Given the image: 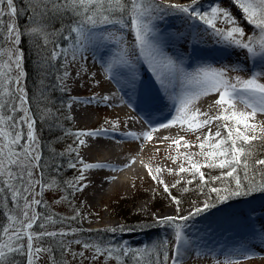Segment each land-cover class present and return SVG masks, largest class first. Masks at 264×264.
Returning <instances> with one entry per match:
<instances>
[{
  "label": "snow or ice",
  "instance_id": "snow-or-ice-1",
  "mask_svg": "<svg viewBox=\"0 0 264 264\" xmlns=\"http://www.w3.org/2000/svg\"><path fill=\"white\" fill-rule=\"evenodd\" d=\"M233 9L252 26L251 34L240 26ZM175 13L202 22L211 30L210 35L217 38V43L244 52L253 67H242L241 63L229 67L204 64L187 71L182 61L165 52L156 24ZM126 30L132 35L130 46ZM29 41L40 77L38 95H30L27 87ZM89 53L93 60L99 55L104 76L99 72L89 73L80 63H86ZM134 58L146 61L161 88L179 102L176 115L159 128L179 124L187 125L193 133L208 129L203 140L196 137L200 141L198 145L184 141L183 137L172 141L185 149L199 148V153L193 155L203 157L204 163L184 154L182 159L188 166L181 163L176 175H190L188 184L198 177L200 185L208 189V199L187 215L154 218L153 224L157 226H172L173 235L138 249L126 241L113 244L77 238L82 230L71 228L69 222L77 221L81 214L73 209V215L59 216L50 210L45 199L46 192H51L53 203L71 205L75 195L89 187L86 172L106 167L120 170L108 164L85 162L79 150L93 146L82 137L94 143L111 139L110 133L121 122L105 120L103 123L108 128L101 125L95 130L70 132L64 128L61 122L64 114L52 104L50 93L70 92L84 76L94 80L96 86L104 79L120 83L117 78L123 77L124 84L134 88L137 81ZM58 63L64 71L57 69L54 74L52 70ZM70 67L77 70L69 71ZM49 77L51 83L47 82ZM177 82L182 85L178 97L168 91L174 92ZM210 95L217 97L214 107L218 112L211 117L194 108L197 100ZM113 98L114 94L102 93L99 99L95 93L85 100L72 97V103L66 107L71 109L75 104L107 107ZM257 114L264 115V0H221L207 11L199 6L198 0L186 4H165L161 0H0V264H70L67 259L58 260V254L70 256L78 264L85 260L90 264H108L113 259L117 264H129V261L184 264L185 254L191 251V241L185 233L188 220L216 207L217 203L264 195V126L253 122ZM217 121L220 123L213 132L211 126ZM38 125L46 126L51 136L49 141L45 142L39 135ZM159 128L150 125L139 135L135 132L124 135L141 143L152 142V133ZM221 129L226 135H222ZM68 136L74 138L73 144L58 151L55 145ZM135 162L133 158L125 167ZM65 167L78 170V175L63 179L61 173ZM202 168L219 170V174H206ZM167 171L172 174L171 169ZM147 172L179 205L180 200L171 194V189L185 182L183 178L170 188L157 175L160 168L153 171L148 167ZM217 182L220 186H215ZM246 219L253 237L264 245V226L257 230L252 218L246 216ZM132 230L118 227L103 231L115 234ZM72 245H79L80 250L73 251ZM241 252L245 258L254 255L248 248ZM222 264H237V261L229 258Z\"/></svg>",
  "mask_w": 264,
  "mask_h": 264
},
{
  "label": "rangeland",
  "instance_id": "rangeland-1",
  "mask_svg": "<svg viewBox=\"0 0 264 264\" xmlns=\"http://www.w3.org/2000/svg\"><path fill=\"white\" fill-rule=\"evenodd\" d=\"M162 3L165 4H186L189 3L190 0H161ZM221 0H198L199 6L207 11L211 7L219 4ZM236 14L237 21L240 26L245 28L247 34H251L253 31L252 26L248 25L247 22L243 19L240 15L239 11L233 9ZM156 24L159 28V35H165L164 32H161L164 28H168L170 33V37L162 38L165 44H162L165 52L171 55L173 58L177 59V52L173 50L172 46H186L188 49L191 47V43L195 42L197 38H204L208 42V46L210 50L206 51L207 54H212L215 58L222 57L225 54L222 48L225 46L222 43H217V38L210 35V29H208L202 22L197 20L186 19L182 14L175 13L165 16L163 20L156 21ZM218 26H223L219 22H217ZM126 39L129 42V46L132 42V35L129 34L126 30L125 32ZM64 43V42H62ZM187 44V45H186ZM166 45V47H165ZM230 49V48H229ZM238 50V49H237ZM239 51V55L242 56V59H245L248 62H252L251 60L246 58L244 52ZM91 53L88 54V60L85 62H80L82 65L86 66L89 73L95 67V62L92 61ZM225 60H222V62ZM210 64L215 67H229L233 64L227 63V61L223 63H215L211 62H200L199 64L190 65L188 62L185 61L183 64L185 69L189 72L194 71L198 66ZM249 65V63H247ZM196 65V66H195ZM133 66L134 70L142 76L144 79V85H148L149 78L151 77V67L150 65L144 61L142 58L140 59H133ZM194 66V67H192ZM56 71L59 69V72H63L64 69L60 68L59 63L57 64ZM69 71H75L76 68L70 67ZM79 70L83 71L82 68ZM100 76H104L103 70L98 71ZM142 72V73H141ZM98 78V77H97ZM99 79V78H98ZM120 83L114 80H102L100 86H96L95 81L90 79L88 76H84L83 78L77 80L75 84L72 86L70 92H66L69 95V98H64L62 96V101L60 103V107L65 106L72 103V97H76L80 100H85L90 98L91 95L94 93L96 95L101 94V92H111L114 94L115 98L121 101L120 104L112 106H104L103 104L97 106L95 104L91 105H81V118H78L81 123L79 124L77 119L75 120L73 117V108H67L69 115L73 124L76 127H79L80 130L88 131V130H95L99 128L101 125L103 127L108 128L109 125L104 124L105 120H116L118 119L121 124L120 127L116 131H121L122 133L130 132L128 124L125 123L126 121L122 119V116L125 115L126 111H129L130 105L125 101V96L120 91L119 86L127 90H136L141 88L142 84L136 82V86L134 88L129 87L128 85L124 84V78H120ZM155 89V88H154ZM153 89V90H154ZM155 90H162L161 86L158 85ZM154 90V93H155ZM175 93V94H174ZM182 93V85L177 82L175 84V90L173 94L175 96H180ZM67 95V96H68ZM216 95L210 96H203L199 100L194 103V108H197L198 105L203 106L205 110L209 109L208 116L211 117L213 115L218 114L217 109L214 107V101L216 99ZM99 99V98H97ZM118 108V111H114L113 108ZM179 107V102L176 100V106L174 109V113L169 121H162V123H168L172 120V118L176 115V108ZM202 112V109H200ZM254 123L258 125L264 126V115L257 114L255 117ZM220 122H215L211 127L212 131H216V125ZM177 126L169 127V129L175 130L178 132V139L180 137L184 138V141L192 145H198L200 143L199 140L196 139L197 136H200L201 140H203L204 133H207L208 129L204 128L198 132H191L186 127V131L181 132L180 130L177 131ZM167 129V128H166ZM222 135H226L223 129H221ZM111 139L104 138L101 141L110 143L109 147L101 146L100 142L94 143L92 141L91 144L93 146L89 147H82L79 151L80 153L85 150L88 152L89 158L83 159L85 162L96 163L97 160L102 159V157H110L114 156L119 159V161H123L125 158L128 160H132L135 158V163L130 164L127 166L129 169H133L138 164H143L144 166L141 167L140 176L132 177L131 179L127 180V186L123 189L116 191L115 193L110 192L112 184L118 178L109 179L105 176L106 171L109 169L102 168V169H93L85 173V175L91 180L89 187L83 193H77L75 198L72 199L71 205L67 203L55 204L53 203V195L51 192H46L45 199L48 201L50 210L59 216H70L73 215V209L78 211L81 215L80 218L77 220L79 227H72L73 229H81L82 231L78 234L77 238L84 240V241H99L103 240L105 242H112L121 243V242H128V236L132 233L134 236H137L139 240L131 245L132 248H142L145 245H150L153 242H157L158 240H162L167 237L168 231H174L172 226H164L159 225L157 229V225L153 226V219L157 217H162L165 210L168 208V204H175L163 190V186L157 184L147 172V168L150 167L155 171L156 168H160L161 172L157 175L161 180L164 181L170 188L173 183L177 179L183 178L181 184L177 185L176 188L171 189V194L175 196L177 199L180 200V204L177 205L178 207H184L187 204H194L197 206H201L205 200L208 199L206 195L208 189L207 187H203L200 185L198 177L193 183L188 184L186 183L187 180L192 179L188 174H181V176H177L176 173L178 172L181 163H184V166H188V162L183 160L182 157L184 154L193 155L199 153L198 147H192L190 149H185L182 146H177L172 142H165L161 144H153L151 145L150 149H154L150 155H146L143 151V147H146L149 142L141 143L140 141H134L131 137L126 136L125 138L121 139L116 137L115 135L111 134ZM84 137H82L83 139ZM65 141V140H64ZM128 141H132L133 143H128ZM66 143V141H65ZM69 144L66 143L65 148H67ZM159 149V150H157ZM65 150V149H64ZM208 149H205L207 151ZM175 159V162H173ZM193 159L201 164L204 163L203 157L199 155H193ZM108 169V170H107ZM171 169L172 174H169L167 171ZM206 174L217 175L219 174V170H209L207 168H202ZM93 172L94 175L89 178V174ZM109 172V171H108ZM117 173V172H116ZM139 173V172H137ZM87 182V181H86ZM215 186H220L219 182ZM203 187V192L200 190ZM187 188V191L184 189ZM103 192L105 195L99 198V193ZM110 192L109 194H107ZM60 193H57L59 196ZM90 195H92L91 199ZM213 197L215 194H211ZM240 200H232L224 202V204L233 205L236 202H240ZM94 204V205H93ZM222 204V203H217ZM235 205V204H234ZM235 207V206H233ZM239 212V210H238ZM245 214V210L242 211ZM69 222L70 224L73 223ZM143 227H147L146 229H139ZM137 227L138 229H134L132 231H125L123 233L117 232L115 234L107 231H103L104 229L108 228H118V227ZM85 233V235L83 234ZM129 234V235H128ZM244 248L250 249V251L254 254L251 258H245L242 255L241 250ZM73 251H79V245H72ZM207 251L210 249L209 255H205L202 257L194 255L193 257L196 258L194 264H222L223 261L226 259H233L237 261V264H264V245H260L259 240L251 233L246 234L244 238L236 240L226 241V238L219 239L217 241L211 242L207 246ZM219 250L223 252L221 256H214L216 251ZM87 255V254H86ZM47 257H45V260ZM63 259H67L70 261V264H78L76 260H72L70 256H65ZM203 261V262H201ZM186 263V262H185ZM184 263V264H185ZM43 264V262H41ZM83 264H90L88 260H85ZM108 264H117L115 259L110 260ZM131 264V261H129Z\"/></svg>",
  "mask_w": 264,
  "mask_h": 264
},
{
  "label": "bare ground",
  "instance_id": "bare-ground-1",
  "mask_svg": "<svg viewBox=\"0 0 264 264\" xmlns=\"http://www.w3.org/2000/svg\"><path fill=\"white\" fill-rule=\"evenodd\" d=\"M167 40V39H165ZM162 44L164 45L165 42L162 40ZM200 46H196V45H192L193 50L195 49L196 51H208L210 50V47L206 45V48L204 45L199 44ZM166 47V45H165ZM176 51L175 54L177 52V59H179L180 61L183 60V58H185L186 56V49L184 46H179L176 45L175 46ZM209 52V51H208ZM213 53H211L212 55ZM104 55H107L106 53H104ZM210 55V54H209ZM197 55L192 53L190 55V58L192 57H196ZM175 58V57H174ZM176 59V58H175ZM95 62L94 64V68L91 72L95 73L98 72L99 70H103L101 68V62H100V58L99 55L96 57L95 60H92ZM184 64V62H183ZM190 65H194L192 63H190ZM196 66V65H195ZM194 67V66H192ZM136 77H138V73L136 70H134ZM152 73V77H150L149 81H148V87L144 88L145 85H142V88L136 89V90H127L125 88H122V86H119L120 91L123 93V95L125 96V101H127V103L130 105V110L126 111L125 115L122 116V119L125 120L128 124V127L130 129V132H135L138 135L141 134L143 131L148 130L150 125H154L157 128H159L160 122L162 121H169L172 113H174V109L176 106V100H172L171 102V110H170V114L167 115L162 121L159 122H153V123H146L144 121L138 120L136 117V108L138 107L137 105L142 104V102H145V100L148 98L149 93L152 91L153 88H156L159 83L157 82L156 76L154 75V73L151 71ZM100 78V77H98ZM122 77H118L117 79H120ZM117 81V80H115ZM150 91V92H149ZM104 95H112L111 92H101ZM173 93V92H172ZM66 96L68 95V93H65ZM175 94V93H174ZM173 94V95H174ZM100 95V94H99ZM99 95H97V98H99ZM92 96V95H91ZM90 96V97H91ZM115 96V95H114ZM67 98H69V95L67 96ZM168 98V93H163V100L166 101V99ZM111 105H118L121 103V101L117 98H113L110 101ZM73 117L74 119L78 121V123L80 124L81 121L78 118H81L82 116V112H81V108H80V104H75L73 106ZM197 108L202 109V112H207L209 113V109L205 110V108H203V106L198 105ZM114 111H118V108H113ZM186 127L187 125L184 126H177V131H181L184 132L186 131ZM111 134L115 135L118 138H125L126 136L124 135V132L122 133L121 131H115V132H111ZM153 141L149 142V144H147L146 147H143V152L146 155H150V153L154 150V149H150L151 145L153 144H161V143H165V142H172L175 139H178V132H176L175 130L169 129V128H159L158 131L153 132ZM167 138V139H165ZM83 139L86 140L87 143H92L91 140H89V138L84 137ZM100 142V141H99ZM133 143L132 141H128V143ZM144 143V142H143ZM100 145L102 146H112L110 145V143L108 142H104L101 141ZM80 156L83 159H88L89 158V154L88 152H85V150H83L80 153ZM130 160H128L127 158H125L123 161H119V159L117 157H102V159H99L96 161V163H102V164H108L110 166H114L115 168H118L120 170H112V167H107L108 171H106L105 176L107 178H109L110 180L113 178H118V180H115L114 183L112 184L111 190L110 192L115 193L116 191H119L121 189H123L125 186H127V180L131 179L132 177L135 176H140V168L142 166H144L143 164H138L136 165L133 169H129L127 167H125L126 164H128ZM141 166V167H139ZM117 172V173H116ZM139 172V173H137ZM94 175L93 172H91L88 176L89 178L92 177ZM89 181L91 182V180L89 179ZM88 182V181H87ZM110 192H108L107 194H109ZM105 195V193L100 192L99 193V198L103 197ZM92 195H90V198ZM260 199H264V198H260ZM259 201V200H257ZM242 203L241 202H236L234 204L238 205ZM94 205V204H93ZM197 205L194 204H187L186 206H182V207H178L176 204H168V208L165 210L164 214L162 215V217L165 216H179V215H187L189 211L194 210V207ZM200 206V205H199ZM249 208H251V210H249L248 212L241 213L236 211L234 208L232 207H228V206H222L220 208H217L215 210H213V213H210L208 215H206V213L199 215L198 217H193L192 219L188 220L186 222V228H185V233L188 236V238L191 241V251L187 254H185V259H184V263L185 264H194L196 258L193 257L195 255H198L200 257L203 258V256H205L206 254L209 255L210 253V249L207 251V246L214 241H217L219 239H223V237L227 234H229L232 230H234L235 228H239V227H243L245 226L248 221L246 219V216H250L253 215L254 211H253V207L248 206ZM206 215V217H204ZM253 222L258 221L260 222V220L262 218L257 219L256 217H251ZM233 220L234 223H237V225L231 224L230 222H228L229 220ZM199 221L200 223L198 224H194L195 221ZM255 220V221H254ZM191 221V222H190ZM257 224V223H256ZM158 229V228H157ZM129 235V234H128ZM173 235V231H168L167 233V238H170ZM128 245L131 246L133 244H135L139 238L137 236H134V234H130L128 236ZM197 252H199V254H197ZM203 262V261H201Z\"/></svg>",
  "mask_w": 264,
  "mask_h": 264
},
{
  "label": "trees",
  "instance_id": "trees-1",
  "mask_svg": "<svg viewBox=\"0 0 264 264\" xmlns=\"http://www.w3.org/2000/svg\"><path fill=\"white\" fill-rule=\"evenodd\" d=\"M21 23H23L22 20H21ZM62 42L63 41H61V43ZM32 47H33L32 46V42L29 41L27 43V45H26V48H27L26 63H27V71H28L27 87L29 89L30 95L32 93H37V95H38L40 77H39V75L37 73L36 63H35V56L32 54ZM52 71H53L54 74L56 73V69L55 68ZM47 82L51 83L52 82V77H49V80ZM61 95L64 96L65 99L67 98L65 93H61L59 91H55L53 93H50L52 104H54L56 108H61L64 116L70 117L69 112L66 109V107H60L61 106L60 103H57V102L63 100ZM49 106H51V105H49ZM64 116L61 117V122H62V124H63L65 129H67L70 132L80 131V128L76 127L73 124L71 119H64ZM38 133H39L40 136L43 137L45 142H47V141H49L51 139V136L48 133L46 126L41 128L38 125ZM73 139H74L73 137L68 136L67 138L63 139L60 143H57L55 145V147L57 148L58 151H63L64 149H66L65 148L66 143H68L69 145L73 144ZM64 140L66 141V143H65ZM76 175H78V170H71V169H68L67 167H65L62 170V173H61V177L63 179H72ZM0 219H2V218H0ZM70 226H71V228L72 227H74V228L75 227H79L77 221H74L73 223H71ZM83 234L85 235L84 232H83ZM59 259H63V257H60L59 254H58V260Z\"/></svg>",
  "mask_w": 264,
  "mask_h": 264
}]
</instances>
